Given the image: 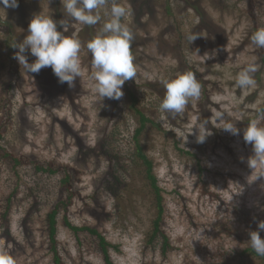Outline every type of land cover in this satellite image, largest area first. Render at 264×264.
<instances>
[{
  "label": "rangeland",
  "instance_id": "obj_1",
  "mask_svg": "<svg viewBox=\"0 0 264 264\" xmlns=\"http://www.w3.org/2000/svg\"><path fill=\"white\" fill-rule=\"evenodd\" d=\"M216 1L116 0L130 13L125 22L134 34L137 74L122 86L121 99L102 102L90 79L87 43L108 19L111 0L96 25L69 22L66 34L75 33L81 41L83 70L73 87L60 83L51 67L25 72L17 59V65L9 60L6 49L11 41L23 40L35 14L67 19L61 0H18L16 8L0 4V96L7 83L17 82L13 94L4 95L12 105L4 100L1 106L0 100V121L9 110L13 113V126L7 127L3 145L23 161L14 170L13 163L0 157V249L7 250L15 264H53L46 219L59 202H69V193L61 186L67 171L73 174L74 196L67 212L60 206L58 219L57 249L64 264H106L98 238L88 232L74 235L64 224L65 213L72 225L96 229L107 239L114 264H223L221 255L235 256L249 245V233L264 221V177L252 181L255 173L248 164L252 145L245 143V128L239 124L264 105V48L253 45L250 37L254 22L256 28L264 27V0L259 5L253 2L254 6L248 1L234 6L232 0L222 9ZM58 30L63 29L58 25ZM190 34L199 35L191 44ZM25 55L34 62L30 52ZM250 62L258 66L256 83L241 89L236 76ZM188 71L201 84L200 98L190 100L175 118L161 113L157 96L165 94L161 79ZM131 94L156 124L147 125L139 141L163 190V230L173 247L165 256L160 245L146 248L157 208L144 166L138 161L132 165L136 162L133 135L140 124L129 107ZM108 100L120 101L118 108L113 109ZM217 111L236 122L239 135L217 128ZM109 116H116L121 140L117 151L129 166L124 181L131 190L120 194L122 200L104 191L108 177L104 159L86 160L81 155L79 162L77 156L80 142L97 150L99 136L106 138L105 130L99 129ZM199 119L210 121L211 135L203 143L197 142L193 129ZM48 162L61 167L60 173L36 171L34 165ZM11 196L10 215L3 222ZM260 235L264 238V231ZM232 264L264 263L247 255Z\"/></svg>",
  "mask_w": 264,
  "mask_h": 264
},
{
  "label": "clouds",
  "instance_id": "obj_2",
  "mask_svg": "<svg viewBox=\"0 0 264 264\" xmlns=\"http://www.w3.org/2000/svg\"><path fill=\"white\" fill-rule=\"evenodd\" d=\"M67 19L55 21L51 15L38 13L29 22L27 35L22 41H14L11 46L18 49L14 58L27 73H39L42 68L51 67L60 83L74 86L77 77L83 75L80 62L81 41L75 33L67 35L69 22L80 25H96L101 21V10L109 0H61ZM4 8L18 7V0H0ZM129 10L124 5L111 0L108 19L103 23L99 32L87 43V49L92 57V73L90 79L94 82L93 90L102 102L105 98L119 100L123 97L122 86L136 77V67L131 46L134 34L125 22ZM58 25L63 30H58ZM199 35L190 34L189 44ZM251 42L257 48H264V27L258 28L251 36ZM30 52L35 57L29 63L25 55ZM258 71L255 62H250L240 70L236 76V86L241 89L255 85L254 73ZM165 94L160 100L158 109L161 113L170 114L173 118L182 114L186 105L193 99H199L201 84L192 71L177 74L172 78H162ZM214 119L217 128L239 135L240 129L236 122L225 118V113L217 111ZM209 119H199L193 129L196 130L198 143L205 142L211 135L208 128ZM193 129L191 133L193 132ZM246 144L252 145V156L248 160L255 178L264 177V109H258L257 115L250 119L243 130ZM252 173V175H253ZM251 175V176H252ZM256 231L249 233V246L253 252L264 257V238L260 231H264V221H259ZM0 264H15L14 257L4 249H0Z\"/></svg>",
  "mask_w": 264,
  "mask_h": 264
},
{
  "label": "trees",
  "instance_id": "obj_3",
  "mask_svg": "<svg viewBox=\"0 0 264 264\" xmlns=\"http://www.w3.org/2000/svg\"><path fill=\"white\" fill-rule=\"evenodd\" d=\"M230 1L232 2V0H217L216 1L217 5H215V4L214 5L217 6L219 9H222V7L226 8L228 6V3H230ZM234 1H235L234 6L239 5V4L243 3L244 1H248V3H250L251 6H254L253 2H257L259 5L260 1H263V0H234ZM165 9H166V12L170 13V10H171L170 5H167ZM256 23L255 22L253 23L254 24L252 27L253 32L250 33V37L259 28V27L256 28V26H255ZM1 25H2V21H0V29L2 27ZM211 32H213V30ZM213 33H215V31ZM12 43L13 42L11 41V43H9L7 45L6 49H7L9 60L14 65H17L15 63V58H14L13 53L18 51V49L13 48L11 46ZM131 51H132L133 57L135 58L136 57V50L133 46V43L131 46ZM88 55H89L88 60H91L92 59L91 53H88ZM180 66H183V65L181 64ZM51 71H52V69H51ZM16 73L19 74V71ZM41 73H43V72H41ZM132 80L133 79H130L129 81H132ZM16 84H17V82L15 84H13V82H11V81L6 84L7 88L5 90H3V95L0 96L1 97V99H0L1 100V106L4 105V100H7V103L10 106L12 105V102L8 101V100H11V98H5L4 95L6 93H8V97H9V95L11 96V94H13V91L15 89ZM50 86H52V85H50ZM157 96H158L159 101H160L163 98L164 94H163V96H161L160 94ZM130 98H131V100H130L131 105L129 107L133 111L134 116L138 118L139 124H140V126L135 129L134 135H133V141L135 142V154L134 155H136V158H134V161H136V162L132 161V165L139 162L141 164V166H144L145 174H146V180L150 186L152 193L155 196L156 208H157V216L153 220L151 231L148 233V244H147L146 248L147 249L148 248L155 249L157 247V245H160L161 246V252L165 256L168 254V252H170L173 249V247L170 243L169 237L166 235V233L163 230L164 221H165L164 220L165 219V212H166L165 206H164L163 190L160 188L158 178L154 173L155 172V168H153L154 164L149 159L147 154L144 153V148L140 144V141H139V137L143 134V132L147 128V125L152 124L153 126H156V124H155V122H153L151 120L150 117H148L143 112V109L141 107V100H139L134 94H131ZM107 104H109V105L111 104L113 109H117L119 104H120V101L108 100ZM261 109H264V105L262 106ZM164 114H167V113H164ZM5 117L6 118H4L0 121V157H2V159L4 161H9V162L13 163L14 164L13 165L14 170H17V167L22 166L23 161L21 160V158H18L15 155H13L12 153H10L8 151V149H6V147L3 145V143L5 141V134L8 133L7 127L10 125L13 126V124H12L13 113L9 110L8 112L5 113ZM250 119H252V118H250ZM250 119L245 121V123H240L239 125H242L243 128H246L247 123L249 122ZM61 123H64V121H62ZM101 129L105 130L106 138L104 140H99L100 139V136H99V138L97 139L98 140L97 141V144H98L97 150H95V148H92L89 145L82 144V142L76 144L78 147V150H79L78 155H77L78 161L79 162L81 161L80 160L81 155L86 160H90L91 158H94V159L98 158L99 160L104 159L107 163V167H106L107 168L106 169L107 174H106V176H108L105 179L104 191L114 195L116 198L118 197L119 200H122L123 197L120 194L122 192L129 194L131 187L129 185H127V183L124 181V177L126 175V170L127 171L129 170V166L126 164V161H124L125 158L121 154H119V152L117 151L118 146H119L118 143L121 140H119V138L117 137V135H118L117 131L119 129V125L117 123L116 116H109V119L107 121L106 126L100 128L99 130H101ZM73 135H74V137H76V134L74 132H73ZM98 149H99V151H98ZM34 166H35L36 171L45 172L49 175H55L57 173H60L59 169H62L59 166L56 167L53 162H48L45 165L37 164ZM16 175H19V174L16 172ZM63 175H64V178L62 180L61 186L65 187L67 192L69 193V198H68L69 202H67L65 200L59 202L48 213L47 219H46L48 238H49V243H50L49 249H50V252L52 253L53 264H64L63 259L60 256V253L57 249V245H58V224H59L58 219H59V215L61 213L60 206H63L64 211L67 212L66 208L70 204V201L72 200L71 198H73V196H74V194L71 190L72 189L71 183H72V179H73L72 172L67 171ZM205 193L212 195V193H208L207 190ZM11 199H12V196L7 200L6 208L2 214V221L3 222L8 221L10 211H11ZM107 217L112 218V215H107ZM63 221H64L65 226L71 232H73V234L76 236L80 232H88L91 235L97 237L99 240L98 242L100 244V248H101L103 256H104L105 263L106 264H114V262L111 260V257L109 255V250H110L111 244L107 241V239L102 234H100L96 229H92L89 227L80 228V227L72 225L70 223V221L67 219L66 213L64 215ZM7 236L11 237L9 230H7ZM247 255L256 257L264 263V257L257 256L253 252V250L251 249V247L249 245L240 253H236L235 256H232L231 254L230 255H226V254L221 255L220 261H222L223 264H232L237 260L238 257H245Z\"/></svg>",
  "mask_w": 264,
  "mask_h": 264
}]
</instances>
